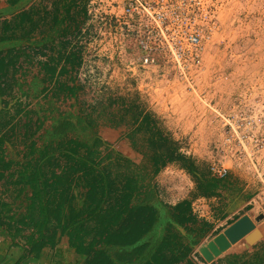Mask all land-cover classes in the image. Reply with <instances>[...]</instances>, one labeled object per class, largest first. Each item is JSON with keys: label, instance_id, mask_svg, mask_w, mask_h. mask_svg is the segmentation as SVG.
<instances>
[{"label": "crops", "instance_id": "crops-1", "mask_svg": "<svg viewBox=\"0 0 264 264\" xmlns=\"http://www.w3.org/2000/svg\"><path fill=\"white\" fill-rule=\"evenodd\" d=\"M69 1H73L71 14L81 20L84 13L81 0H0V31L3 33L8 30L6 36H9L0 40V207L11 208L7 218L0 214V221L6 224V230L0 229V251L8 258L6 264H84L86 256L70 245L66 234L57 232L53 239L54 245L43 246L21 260V254L29 251L25 238L29 232L17 236L14 232L16 218L21 219L25 214L32 196L30 185L19 182L20 174L27 169V163L48 159L47 145L56 141L51 132L58 119L66 115L77 123L81 114L79 100L84 93L77 95L76 99L75 96L58 92L55 88L58 81L64 80L59 74L66 64L69 66L71 79L78 78V59L73 60L69 56V49L63 52L61 50L69 37L68 35L62 42V24L55 26L46 19V15L53 12V5L60 7V4ZM31 9L35 10L34 18L38 17L39 24L32 30L26 26L19 27V16ZM55 13L60 19L63 11L57 9ZM24 31L27 32L25 38H10L11 34ZM83 81L85 91L88 92V82ZM21 94L29 99V107H23ZM63 102H71L72 106L64 108ZM5 118L11 120L5 123ZM84 123V131L77 129L69 134L88 145L99 137L104 147H100L97 160L106 175L115 183L128 177L133 179V197L128 216L122 221L121 228L128 225L129 217H133L140 207H151L154 211L155 220L151 229L138 242L149 243L146 253L172 229L170 235L189 248L187 258L194 264H239L242 258L253 256L255 251L260 259L264 257V208H260L261 204L256 200L255 182L248 176L230 170L225 186L217 195L192 197L194 182H189L190 175L176 163H168L156 174L152 172V150L145 144L141 132L135 129L128 131L126 125L121 127L122 124L115 129L111 125L102 127L96 122ZM106 144L109 145L108 148ZM61 166L62 162L57 163L56 172H59ZM168 173L178 174L182 178L180 183L189 185L185 192L180 191L177 196H174V192H169L168 183L172 180L171 177L170 180L169 177L165 178ZM182 173L185 174L183 177ZM80 175L77 173L79 182L72 192L79 204L84 193ZM184 178H188V181ZM166 179L169 181L166 182ZM185 198L191 199L190 215L181 216L173 207ZM245 215L259 229L261 235L258 239L246 245L244 238H241L219 254L213 255L211 260H206L199 248L206 246L213 237ZM122 249L117 245H110L106 254L111 258L118 255L124 257ZM140 258L142 261V255L137 260L133 259L137 263Z\"/></svg>", "mask_w": 264, "mask_h": 264}, {"label": "trees", "instance_id": "trees-1", "mask_svg": "<svg viewBox=\"0 0 264 264\" xmlns=\"http://www.w3.org/2000/svg\"><path fill=\"white\" fill-rule=\"evenodd\" d=\"M73 1H69L60 7L53 5V12L46 15V19L52 25L62 24L63 40L70 35L75 25L81 22L80 18L73 16L70 12ZM74 4V3H73ZM61 9L63 14L59 19L55 13ZM80 9V8H79ZM83 12V8L80 9ZM35 10L22 12L19 16V27L26 26L31 30L39 24L38 17H35ZM36 19V20H35ZM74 23H76L74 25ZM5 30L0 31V40L7 38ZM14 33L10 38H25V34ZM61 48L62 52L65 51ZM69 56L73 60L80 61L81 51L74 46L69 50ZM77 67V65H76ZM52 69L49 68V71ZM60 77L64 80L58 81L55 88L58 92L69 93L72 96L85 93V83L82 78L73 80L69 75V66L64 65L60 70ZM0 91L2 85L0 81ZM98 95V94H97ZM102 96L107 105H114L113 115L108 120V125H129L130 129L141 132L147 144L152 150V172L156 174L168 163H176L183 169L194 182L192 197L215 196L227 182V174L218 177L212 173L210 166L198 162L194 157L184 155L179 151V144L169 132H167L161 119L147 109V105L140 98L139 91H128L121 93L119 88L112 89L103 86ZM98 97V96H96ZM103 100L95 105L98 107ZM80 116L78 122L74 123L66 115L57 121V125L51 132L56 141L47 145V160L27 163V169L20 174L19 182L29 184L32 189V196L25 208V214L21 219L16 218L14 226L15 235H24L29 244L28 253L21 254L20 259L27 258V255L39 251L43 246L54 245V238L57 232L66 234L70 245L76 247L85 256L84 264H194L187 254L189 248L179 239L170 234L171 230L160 240L150 251L149 243L138 244L139 240L151 229L155 214L151 207H140L135 215L129 217L128 225L121 228L122 221L128 216L129 204L133 197L134 182L128 177L124 181L113 182L106 175L97 160L101 139L96 137L90 145L85 141L73 138L69 133L77 129L85 130L88 116L95 113V110L87 112L88 102L81 99ZM0 115H2L0 113ZM11 118H5V123ZM81 125V126H79ZM143 138V139H144ZM59 154V156H58ZM62 166L59 172L55 168L57 163ZM77 173L83 179L84 193L81 204L76 202L73 188L79 182ZM191 199L185 198L174 205V209L181 215H190ZM11 208L0 207V214L7 218ZM0 229L6 230V224L0 221ZM36 236V237H35ZM123 248L122 255L111 258L106 254L108 246ZM146 253V255H144ZM137 263L134 259H138ZM253 256L242 258L239 264H264V257L260 259L255 251ZM144 256V257H143ZM149 256V257H147ZM134 258V259H133ZM256 259V261H254Z\"/></svg>", "mask_w": 264, "mask_h": 264}, {"label": "rangeland", "instance_id": "rangeland-1", "mask_svg": "<svg viewBox=\"0 0 264 264\" xmlns=\"http://www.w3.org/2000/svg\"><path fill=\"white\" fill-rule=\"evenodd\" d=\"M209 44L201 69L188 80L158 70L147 86L120 74L88 81V92L81 99L88 102L86 111L94 109L95 113L87 121L109 126L115 107L103 100V86L119 88L121 93L139 91L148 110L159 116L177 140L180 152L207 166H225L248 176L255 182L256 200L264 208V0H225L221 27ZM99 100L104 103L97 107ZM62 105L72 106L71 102ZM167 177H171L168 190L174 196L189 186L180 183L178 174L168 173ZM2 253L0 264H6L8 258Z\"/></svg>", "mask_w": 264, "mask_h": 264}, {"label": "built area", "instance_id": "built-area-1", "mask_svg": "<svg viewBox=\"0 0 264 264\" xmlns=\"http://www.w3.org/2000/svg\"><path fill=\"white\" fill-rule=\"evenodd\" d=\"M224 2L81 0V22L72 29L65 48L80 49L76 74L87 82L120 74L147 86L158 70L188 80L201 69L205 49L221 27ZM20 99L24 108L29 107L27 97L21 94ZM210 169L218 177L228 173L225 166Z\"/></svg>", "mask_w": 264, "mask_h": 264}, {"label": "water", "instance_id": "water-1", "mask_svg": "<svg viewBox=\"0 0 264 264\" xmlns=\"http://www.w3.org/2000/svg\"><path fill=\"white\" fill-rule=\"evenodd\" d=\"M259 219V218H257ZM261 235L251 219L245 215L219 233L206 246L199 248L206 260H211L213 255L227 249L231 243L244 238L246 245L252 244Z\"/></svg>", "mask_w": 264, "mask_h": 264}]
</instances>
